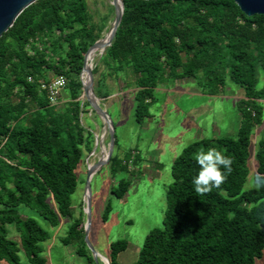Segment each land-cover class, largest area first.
Here are the masks:
<instances>
[{"label":"trees","instance_id":"16d2710c","mask_svg":"<svg viewBox=\"0 0 264 264\" xmlns=\"http://www.w3.org/2000/svg\"><path fill=\"white\" fill-rule=\"evenodd\" d=\"M123 6L114 40L92 67L98 99L109 96L107 77L126 69L135 76L137 123L150 117L154 89L165 78L192 79L210 96L223 92L227 78L244 91L235 136L196 140L174 159L162 226L146 234L130 264H255L264 248V188L244 186L251 136L264 119V83L257 87L264 77V15L247 16L233 0H123ZM104 21H94L87 0H37L0 36V264H23L19 245L29 264H47L41 243L49 233L20 206L53 227L69 219L61 242L95 264L83 239L84 212L74 216L71 196L94 140L92 124L82 123L91 111L81 98L83 56L102 38ZM58 76L66 85L51 102L41 84ZM213 147L232 158V171L218 188L199 194L195 156ZM255 159L256 175L264 174V137ZM109 164L112 173L127 171L114 153ZM129 183L120 179L111 193L124 197ZM109 211L107 204L103 222ZM8 224L18 240L8 237ZM127 246L124 239L111 242L108 263L120 264L117 255Z\"/></svg>","mask_w":264,"mask_h":264},{"label":"rangeland","instance_id":"374dc122","mask_svg":"<svg viewBox=\"0 0 264 264\" xmlns=\"http://www.w3.org/2000/svg\"><path fill=\"white\" fill-rule=\"evenodd\" d=\"M110 1L87 0L94 21L101 24L105 18V28L101 32V37L105 36L113 21L114 10ZM100 58L101 55L96 53L91 61L92 67L94 63H99ZM100 70H103L101 65ZM51 75L52 73H49V76ZM97 76H94L95 79ZM134 79L135 76L130 69L118 73V78H115L116 88L120 91L119 87L123 86L125 80L128 81L124 89L131 96L122 99L121 105H115L114 111L109 109L108 112L112 120L113 117H117L113 120L117 137L114 154L121 164H126L128 172L117 169L112 173L108 161L91 178V225L88 240L94 250L106 259L109 257L111 242L118 239L126 240L128 246L117 255L120 264L134 262L146 234L151 229L162 226L166 205L165 191L172 181L170 169L174 159L185 146L196 140L235 136L240 120L236 101L244 95L243 89L232 83L229 78L223 92L218 96L203 94L192 79L165 78L154 89L155 99L149 107L150 117L142 123H137L134 118ZM263 83L264 77L260 73L257 87H262ZM106 85L110 89V85ZM61 93H64V90ZM81 98L84 100L83 94ZM59 99L57 107L62 106L66 97L63 94ZM98 100L103 105L107 98ZM93 116L101 120L96 114ZM87 118V114L82 117L83 124L89 123ZM91 130L93 148L97 146L99 149L97 148L96 152L94 150L93 155L85 151L76 169L78 183L71 196L74 216L79 215L80 210L83 211L85 207L86 165L93 164L101 157V150L107 148L109 141L100 121L99 125L98 123L97 126L92 125ZM263 137L264 119L263 124L255 127L251 136L249 174L245 189L254 188L250 181L256 176V146ZM96 138L99 139V143L95 146ZM84 157L87 162H84ZM135 161L137 166L134 164ZM120 179L128 180L130 183L126 195L118 198L111 193V188L115 187ZM107 204H110V211L103 222L102 215ZM19 211L24 216L34 218L49 233V238L41 243L43 248L41 255L47 264H90L85 257L74 253L73 245H64L61 242L70 224L69 219L61 218L59 225L53 227L34 210L20 206ZM7 230L9 238L18 240V233L13 224H8ZM86 249L89 250L87 245ZM89 253L92 255L91 250ZM18 256L23 264H29L20 245ZM100 262L99 260L98 264H103ZM255 264H264V248L262 256L255 260Z\"/></svg>","mask_w":264,"mask_h":264},{"label":"water","instance_id":"95a60500","mask_svg":"<svg viewBox=\"0 0 264 264\" xmlns=\"http://www.w3.org/2000/svg\"><path fill=\"white\" fill-rule=\"evenodd\" d=\"M37 0H0V36L12 26L16 17L30 4ZM239 9L247 16H253L256 14L264 15V0H233ZM114 16L111 26L104 37L96 40L91 44L83 56V64L80 72V78L82 82L83 97L88 102L91 111L99 116L102 120L105 131L108 134V145L103 151L102 157L99 158L93 164L87 163L86 165V180L84 189V203L85 207L83 212L85 214L84 222V242L88 246V249L92 252V257L95 264H98L99 260L103 264H109L108 260L96 252L93 246L88 240V234L91 225V203H92V190H91V178L97 172V170L104 166L113 154L115 146V127L114 122L109 113L102 107L98 98L94 93V75L92 73V65L90 55L99 53L102 55L103 51L111 45L116 35L117 28L121 22L123 14V0H111L110 1ZM99 139L96 138L95 146L98 145ZM97 147V146H96ZM93 148V151L96 149Z\"/></svg>","mask_w":264,"mask_h":264},{"label":"clouds","instance_id":"9594fccd","mask_svg":"<svg viewBox=\"0 0 264 264\" xmlns=\"http://www.w3.org/2000/svg\"><path fill=\"white\" fill-rule=\"evenodd\" d=\"M195 160L199 170L193 177L192 184L194 191L199 194L207 193L212 188H218L232 171V158L214 147L198 152ZM250 184L257 190L264 188V174L254 176Z\"/></svg>","mask_w":264,"mask_h":264},{"label":"crops","instance_id":"0c3cea01","mask_svg":"<svg viewBox=\"0 0 264 264\" xmlns=\"http://www.w3.org/2000/svg\"><path fill=\"white\" fill-rule=\"evenodd\" d=\"M115 76H113V77H107V79H106V84H109L110 85V95L107 97V101H105V102H103V107H104V109L107 111V112H109V109L111 110V111H114V108H115V105H121L122 104V99H124L125 97H129V96H131L130 95V93H127L126 91L127 90H125L124 88H126V86H127V84H128V81H126L125 80V82H123V86H120L119 87V90L120 91H118V88H116V86H115ZM112 79V80H111ZM128 89V88H127ZM121 102V103H120ZM87 115H88V118H87V120H89V122L92 124V125H94V126H97V123H98V125H99V121L102 123V120H97L94 116H93V114L91 113V111H90V113H87ZM116 120L117 119V117H113V120ZM150 119V118H149ZM96 140V139H95ZM116 140H117V137H116ZM95 145V144H94ZM116 145H117V141H116ZM98 147H96V149H97ZM115 148H116V146H114V150H115ZM117 148H119V146L117 147ZM96 149H95V152H96ZM99 149V148H98ZM113 153H114V151H113ZM94 154V151H93V148H92V151L89 153V155H93ZM102 154H103V151H102V153H101V157H102ZM100 157V158H101ZM99 159V158H98ZM138 159V158H137ZM136 159V160H137ZM86 161V159H85V157H84V162ZM87 162V161H86ZM134 164H135V166H137V164H136V161L134 162ZM135 169H136V167H135ZM146 170V169H145ZM98 171V170H97ZM127 172H128V170H127ZM126 195V194H125ZM99 231H101V230H99ZM75 253V252H74Z\"/></svg>","mask_w":264,"mask_h":264},{"label":"built area","instance_id":"2783aa9c","mask_svg":"<svg viewBox=\"0 0 264 264\" xmlns=\"http://www.w3.org/2000/svg\"><path fill=\"white\" fill-rule=\"evenodd\" d=\"M66 85V79L63 76H58L54 78L49 84L43 83L41 84V88H46L49 93V100L51 102H55L59 90L64 88ZM132 160H129L131 162Z\"/></svg>","mask_w":264,"mask_h":264},{"label":"bare ground","instance_id":"6f19581e","mask_svg":"<svg viewBox=\"0 0 264 264\" xmlns=\"http://www.w3.org/2000/svg\"><path fill=\"white\" fill-rule=\"evenodd\" d=\"M96 55V53L95 54H92V55H90V59L92 58L93 59V57ZM105 134V133H104ZM100 135H102V134H100ZM103 136V135H102ZM101 136V137H102ZM101 140V139H100ZM102 141V140H101ZM102 146V145H101ZM101 151H103V149L101 150ZM101 263V262H100Z\"/></svg>","mask_w":264,"mask_h":264}]
</instances>
